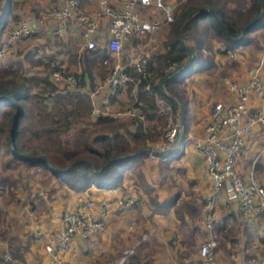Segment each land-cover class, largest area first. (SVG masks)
Here are the masks:
<instances>
[{"label":"trees","instance_id":"obj_1","mask_svg":"<svg viewBox=\"0 0 264 264\" xmlns=\"http://www.w3.org/2000/svg\"><path fill=\"white\" fill-rule=\"evenodd\" d=\"M82 1L85 0H81V3ZM56 4L55 0L54 5ZM15 9L16 3L13 0L5 1L0 17V35L6 31L5 25L9 20L17 21ZM172 17V21L167 24L160 49L152 52L143 66L144 77L128 70L131 78L138 79V83L134 93L135 101L130 93L131 84L124 85L127 103L136 107L143 116L142 120L135 115L115 118L100 110L91 114L93 105L85 86L88 84L93 88V81L104 79L109 68L108 65L101 64L107 58L105 37L92 34L93 38L98 39L93 49L84 47L78 53L74 50L76 47H72L64 52V61H57L55 58L63 51L48 54L45 62L37 59L36 63L43 65L45 71V75L40 78L19 74L18 70H22L20 62L0 64V112L4 108L13 111L0 122V132L5 134L3 145L8 154L7 165L17 162L40 170L72 191H82L89 187L99 190L119 189L122 187L124 173L133 172L132 194L137 197L138 205L123 208L136 209L139 208L140 200H147L152 214L162 215L171 210L178 223L180 237L183 239L186 235L193 241L199 231L195 226L184 231L187 225L184 216L191 220L197 219L201 204L197 205L192 198L191 202H186L185 199L176 205L173 196L157 201L152 194L153 188L145 181L144 174L139 169L149 159L150 143L163 132L160 122L164 120V115L157 111L154 97L169 106L172 118L181 119V137H185L188 126L184 89L186 81L195 73H213L216 69L213 58L215 53H233L251 42V34L264 27V0H184L176 6ZM77 27L79 29L80 26ZM8 32L9 30L4 39ZM51 35L54 43L57 40L56 43L59 44L60 36L53 33ZM214 42L220 43L219 48H213ZM1 43L0 39V45ZM28 54L25 59L33 64ZM78 67L81 72L77 77L78 81L72 86L67 87L61 81L54 82L51 78L54 71H59L62 75L75 74ZM144 85L148 86L147 90L143 89ZM124 86L117 87L107 99L112 101ZM31 88L37 91L32 92ZM33 96L41 97V101L50 99L51 103L65 111L64 123L67 128L72 124L78 125L73 137L63 143L55 141L57 149L54 152L46 151L39 155L32 149L24 150L20 124L26 116L25 102ZM4 114L2 113L3 117ZM162 157L163 155H159L162 160L160 163L164 166L174 160H163ZM13 187L12 179L0 175V192ZM130 194L128 192L125 196ZM17 249L14 248L13 253L10 251L12 261L13 258H18ZM133 259V255L128 258L130 264Z\"/></svg>","mask_w":264,"mask_h":264},{"label":"crops","instance_id":"obj_2","mask_svg":"<svg viewBox=\"0 0 264 264\" xmlns=\"http://www.w3.org/2000/svg\"><path fill=\"white\" fill-rule=\"evenodd\" d=\"M5 1H0V17L5 8ZM13 1L16 3L14 13L18 19L16 22L11 20L7 22L5 25L6 31L0 35L1 41L4 40L7 30L15 27L23 20H31L34 23V32H36L34 36L38 40H40L41 33L42 38H46L53 33L57 21L54 19H42V16L46 10L54 6L55 0ZM121 1L111 0V3L119 6ZM96 2L97 0L82 1L80 6L81 11L91 13L96 6ZM40 18L41 22H38ZM73 22L61 36L66 35L68 41L73 39L80 40L82 45L81 49L77 50L79 53L84 47V40L81 36L80 27L78 29L77 23L75 21ZM162 29V36H160L158 44H155L156 48L154 50H158L161 47V41L166 28L164 27ZM94 34L103 35L105 38L107 37V24L105 19L99 21V28ZM90 39L96 43L98 42V39L93 38L92 35H90ZM135 39L138 38H131L123 44L121 49L122 56L130 57L134 55L136 46L141 45H134L133 41ZM251 39L249 44L237 49L233 53H215L213 58L216 63V69L213 73H195L186 81L184 89L188 107V126L185 136L188 137V141L190 142L184 146L181 154L173 157L172 159L174 160H170L165 166L160 163L162 161L160 158H154L145 160L139 167L144 174L145 181L153 188L152 194L157 201L173 196L175 198V204L177 205V200L179 198L182 199L184 193L191 192L197 205L201 204L198 210L199 217L191 220L184 216V219L187 224L190 220L191 222L193 221V226L197 227L203 237L205 236V231L201 223V218L202 207L208 193V180L204 174L202 159L194 150L192 141L202 135L203 127L208 121L211 105L217 102L229 104L235 100L234 95L225 89L221 79H228L245 84L248 81V70L257 67L264 84V62L259 64L264 49V27L253 32ZM16 42L18 41L12 44ZM142 46L146 49L147 44L144 42ZM219 46L220 43H213L214 49L219 48ZM6 49L10 51L12 48L7 47ZM8 52L6 51L4 53V56L0 59V64L7 58ZM151 53L152 51L149 52V54ZM6 64L8 65L9 63L7 62ZM93 83L100 90L96 96L93 95L95 94L93 91L96 89L90 88L88 84L85 86L93 108H97L98 111H102L104 108L109 109L113 113H110L111 115H118V113L122 112L120 109L112 110V108L116 106L114 104L115 102L117 104L123 103L125 91L123 93V89L118 90L115 98L110 101L107 99L109 90L104 84L103 79H96ZM248 105L254 110L264 107V98H258L252 95L248 98ZM121 116L124 117L125 115H118L117 117L120 118ZM179 120L181 125V119ZM152 168L154 170L148 176L145 171H150L149 169ZM237 170L242 174L253 171L258 181L264 186V125H256L244 136L243 152L237 161ZM133 177V172H125L122 187L119 189L99 190L94 187H89L82 191L66 189L52 177H48L49 188L41 192V213L37 215L39 224H36V227L30 229V237L27 243H21L18 246L16 251L18 252V258H13V260L17 264H85L82 261L87 259L88 262L86 264H104L101 261H94V259L90 258L92 250L95 249L98 251L100 249L108 255L105 264H130L128 259L119 262L123 256V251L130 246L133 247L132 254H134V259L131 264H146L150 261L155 263L156 258L154 256L156 251L152 247L154 241H151V239H156L157 237L169 249L170 247L172 249H179V245L181 244L179 242L180 234L173 228L174 224L178 226V223L173 217L171 210L159 215L152 214L150 209L144 206L137 208L138 211H136V209H125L117 204V200L125 196L128 192L131 194L134 193L132 188V182H134ZM86 200H92L94 202L95 206L91 209V213L95 219H101L103 221L102 229L96 235L86 240H80L78 238L72 239L66 251L55 255L46 253L43 246L47 238L58 230L57 217L59 213L63 210L77 209ZM182 201L180 202L182 203ZM99 203H104L107 206L106 210L101 214L100 209L97 207ZM25 213L28 217L33 216L32 209H27ZM137 213L138 215H136ZM135 218H138L137 220L141 223H147L148 221L153 223L158 230H160L164 223L166 226L165 235H162L161 230L149 229L151 230L149 234L150 241L148 239L144 240H148L144 243L143 241L140 243L136 240L133 241L135 236L136 238L139 236V233L137 229L134 230L136 233L129 232L130 222L128 221L135 220ZM213 218L212 233L216 240L218 239V248L220 247V251L232 255L230 259L232 263H234L235 256L237 255L235 253L241 251L243 258L237 264H258L259 259L264 255V219L255 216L244 218L238 211L236 203L226 196L214 206ZM132 234L134 237L131 236ZM10 251L13 253L14 249H10L9 253ZM220 251L218 250L215 253V264H223L221 262H224L223 259L225 260V256L221 255ZM118 254L121 255L119 259ZM224 264L228 263L225 262Z\"/></svg>","mask_w":264,"mask_h":264},{"label":"built area","instance_id":"obj_3","mask_svg":"<svg viewBox=\"0 0 264 264\" xmlns=\"http://www.w3.org/2000/svg\"><path fill=\"white\" fill-rule=\"evenodd\" d=\"M182 2V0H180ZM56 5L46 10L42 19H54L57 21L53 34L61 36L67 31L71 21H75L81 27V36L84 47L93 49L95 42L90 39L99 28V21L106 20L107 37L104 39V47L107 52L101 64L108 65V72L103 82L107 86L109 95H113L115 89L131 84L130 93L133 96L138 79L131 78L128 70L140 73L149 53L144 52V46L137 45L133 56L124 57L121 54L123 44L131 38L146 37L166 26L173 19V6L168 0H122L119 6L111 3V0H97L91 13H85L80 9L81 0H56ZM150 17H147V16ZM41 22V18L39 19ZM34 32V23L31 20L20 21L11 28L0 45V59L4 56L5 49L15 41L26 38ZM264 62V49L259 64ZM80 68L75 74L62 75L54 71L51 78L54 82L61 81L67 87L78 81ZM248 81L240 84L235 81L223 79V85L235 97V101L229 104L217 102L211 106L208 121L203 127L202 135L192 141L194 150L200 155L203 162L204 174L208 180V193L202 207L201 223L205 236L197 247L198 264H215L216 239L212 233L213 209L224 196L232 199L240 214L245 217H262L264 219V186L255 179L253 171L242 174L237 170V161L241 157L244 147V136L258 124L264 125V107L253 110L248 105V98L255 95L264 98V84L259 75L258 68L248 70ZM144 90L148 89L144 85ZM157 111L166 117L168 124L171 122L169 106L161 99L154 97ZM93 108L91 114L98 113ZM118 115L137 116L143 119L136 107L126 106ZM118 115L114 114L113 117ZM182 127L179 122L167 126L162 132V144L158 149L148 148V158L169 160L181 154L188 142V137H181ZM175 150V151H173ZM158 154V155H157ZM138 199L130 194L117 200L120 207L136 205ZM95 206L92 200H86L83 205L74 210H63L57 217L58 230L47 238L43 249L46 253L55 255L66 251L70 241L74 238L86 240L96 235L103 227L101 219H95L91 209ZM100 214L107 206L99 203L97 206ZM133 223H129V228ZM151 231L141 235L142 241L146 240ZM133 251L124 250L121 262ZM4 264H16L8 254L1 258ZM258 264H264V255Z\"/></svg>","mask_w":264,"mask_h":264},{"label":"rangeland","instance_id":"obj_4","mask_svg":"<svg viewBox=\"0 0 264 264\" xmlns=\"http://www.w3.org/2000/svg\"><path fill=\"white\" fill-rule=\"evenodd\" d=\"M168 2L171 3L170 5L173 6V11L176 6L180 4V0H168ZM147 17L150 16L148 15ZM161 27H165L167 29V25ZM161 27L152 35H146V37L144 36L135 39L133 41L134 45H142L145 42L147 46L146 49L143 51L148 53L150 51L154 52V49L156 48L155 44H158L160 36H162L161 33L163 29ZM59 38L61 39V41H63H60V43L58 42L59 44L56 43L57 40L54 43L53 35L50 34V36L42 38V33L41 37L39 38L40 40H38L37 37H35L34 35L29 36L28 38L26 37L21 40H18V42L9 46L10 48H12L10 51L5 49L7 52H9L7 54V58H5V60L2 62V65L6 64L7 62H20L22 70H18L19 74H23L24 77L35 76L40 78L45 75V71L43 70V65L36 63L37 59L45 62L48 54L53 52L56 53L57 51H63L61 55H57L55 58L57 61H64L65 51L71 49L72 47H76L74 48L75 51L81 49L82 44L80 43V40L73 39L71 41H68L66 35L60 36ZM26 54L31 57L33 64H30L25 59ZM93 89H96L93 91L95 93L93 95L96 96L100 90L97 89L95 86H93ZM121 89H123L122 92L124 93L125 86ZM31 91L36 92L37 90L35 88H31ZM25 103L27 108L26 116L20 124V127L22 129L21 134L24 150L32 149L39 155L46 151L54 152L57 149L55 144L56 140H59L61 143H63L64 141L73 137V135L77 132L78 125L72 124L69 128H67V125H65L64 123L65 111L59 109V107L55 106L54 103H51L50 99H45V101H41V97L33 96L30 97ZM114 104H116V106H114L112 110L120 109V111H123V109L128 106L126 95L123 96V103L117 104L115 102ZM102 111L104 113H111V111L106 108L102 109ZM2 113H5L4 117ZM8 113H13V111L11 110L10 112L8 108H4L1 110L0 122L5 119V116H7ZM176 122H180L178 117H174L173 120L171 119V122L168 124L166 117L164 116V120H161L160 122L163 126L161 132L164 131L168 125L171 126ZM4 135V133L0 132V175L7 176L12 179L14 181V187L10 188V190L6 189L0 192V264H4L1 258L4 254H10L9 249L18 248L21 243H27L28 238L30 237V229H33L37 226L36 224H39L37 215L41 213V192H44L45 189L49 188V183L47 180L49 176L46 173L33 168H28L25 165L17 162L10 163V165H7L8 162L6 160L8 159V154H6L4 151ZM189 142L190 141H188L187 144ZM161 144L162 139L160 134L156 139H154L150 143L149 147L158 149ZM149 170L150 171H145L148 176H150V172L154 170V168ZM255 179L258 181L256 176ZM185 198H187L186 202H191L193 195L191 194V192H186L183 194V201H185ZM182 199L179 198V200H177V203H181L180 201H182ZM142 206L151 210V205L149 202H147V200H140L139 208H141ZM27 209L33 210L32 217H28L26 215L25 211ZM136 211H138L137 208ZM136 215H138V213ZM137 219L135 218V220L133 219L128 221L130 223H133V227L130 228L129 232L136 233L134 232V230L137 229L139 233V236H137V238L135 236V239L133 241L136 240L138 241V243H140L142 241L140 240L141 235L151 231L149 229H155L157 231L161 230L162 235H165L166 226L164 223L162 224L164 227L161 226L160 230H158L153 223L149 221L147 223H141ZM178 227L179 226H176V224H174L173 228L180 234ZM192 227L193 221L191 222L190 220V222L184 228V231H188V229H191ZM131 236L134 237L133 234ZM146 239H150L149 235H147ZM156 239H151V241L155 242H153L152 247L154 248V251H156L154 256V258H156V262L154 263L153 261H150V264H197V247L203 240V236H201L200 232H196V236L193 241H191L190 237H187L186 235L185 238L183 237V239L179 237V241H181L179 249H172L171 247L169 249L168 246H164V244L161 243V239H159L158 237ZM147 241H143V243ZM216 243L217 244L215 253L218 250L220 251V247L218 248V239L216 240ZM132 248L133 247L129 246L126 250H132ZM132 253L128 255L124 260L126 261V259H128L130 256L134 255ZM91 254V259H94V261H101V263L103 262L104 264L106 259H108V255L100 249L98 251L95 249L92 250ZM235 254L237 255L235 256L234 263H232V260H230L232 255L221 252V255H224L226 260L225 261L223 259L224 262L221 263L224 264L226 262L228 264H237L238 261L241 262L243 258V253L239 251ZM120 256L121 255L118 254V259L120 258ZM261 258L259 260H261ZM82 262L86 264L88 260L86 259ZM119 262H121V258Z\"/></svg>","mask_w":264,"mask_h":264}]
</instances>
